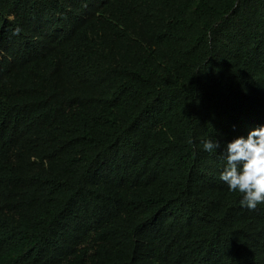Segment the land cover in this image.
<instances>
[{
    "label": "trees",
    "instance_id": "1",
    "mask_svg": "<svg viewBox=\"0 0 264 264\" xmlns=\"http://www.w3.org/2000/svg\"><path fill=\"white\" fill-rule=\"evenodd\" d=\"M261 124L264 0H0V264H264Z\"/></svg>",
    "mask_w": 264,
    "mask_h": 264
},
{
    "label": "clouds",
    "instance_id": "2",
    "mask_svg": "<svg viewBox=\"0 0 264 264\" xmlns=\"http://www.w3.org/2000/svg\"><path fill=\"white\" fill-rule=\"evenodd\" d=\"M220 146L217 139H207L202 144L203 150L209 153ZM225 146L226 165L219 178L227 184L229 191L241 194L239 202L242 207L254 210L264 204V124Z\"/></svg>",
    "mask_w": 264,
    "mask_h": 264
}]
</instances>
